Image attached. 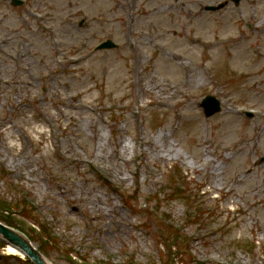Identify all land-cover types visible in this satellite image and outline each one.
Here are the masks:
<instances>
[{
	"label": "rangeland",
	"instance_id": "obj_1",
	"mask_svg": "<svg viewBox=\"0 0 264 264\" xmlns=\"http://www.w3.org/2000/svg\"><path fill=\"white\" fill-rule=\"evenodd\" d=\"M23 1L0 0V199L31 212L21 231L49 225L53 264H264V0ZM149 74L197 81L151 93Z\"/></svg>",
	"mask_w": 264,
	"mask_h": 264
},
{
	"label": "trees",
	"instance_id": "obj_2",
	"mask_svg": "<svg viewBox=\"0 0 264 264\" xmlns=\"http://www.w3.org/2000/svg\"><path fill=\"white\" fill-rule=\"evenodd\" d=\"M26 205L24 204V202H17V203H12L10 204L7 200H5V198H3V200L0 199V213L3 212L1 210H11V211H17L18 212V216L19 218H23V219H28V217L32 218L31 212H25L26 210ZM28 211V209L26 210ZM31 211V210H29ZM0 219L3 220L4 222H6L7 224L13 226V227H18V225L22 226V222L18 221L16 218H14L11 214L8 216H3L0 214ZM38 228H39V234L36 233V231L32 230V235L36 234L37 238L35 239L34 237H32V235L30 234L29 236L31 237V239L33 241H35L38 245H39V249L43 252V253H49L51 250H55L57 252H61V249L59 247L60 245V241L53 236V234H51L50 229L44 225L41 224L40 222H38ZM19 228V227H18ZM2 246V245H0ZM71 253V251H67V250H62L61 254H66L69 255ZM24 264H30L28 261L25 262Z\"/></svg>",
	"mask_w": 264,
	"mask_h": 264
},
{
	"label": "water",
	"instance_id": "obj_3",
	"mask_svg": "<svg viewBox=\"0 0 264 264\" xmlns=\"http://www.w3.org/2000/svg\"><path fill=\"white\" fill-rule=\"evenodd\" d=\"M114 44L112 42H107L103 44L100 49L112 48ZM210 101V98L206 100ZM220 110L219 103L216 102V106L213 110H208L207 115L210 116ZM0 239L5 242L17 247L26 256H28L34 264H49L43 256L33 247L31 242L19 232L8 228L0 223Z\"/></svg>",
	"mask_w": 264,
	"mask_h": 264
},
{
	"label": "bare ground",
	"instance_id": "obj_4",
	"mask_svg": "<svg viewBox=\"0 0 264 264\" xmlns=\"http://www.w3.org/2000/svg\"><path fill=\"white\" fill-rule=\"evenodd\" d=\"M170 59H173V58H170ZM144 78H145L143 80L144 88L146 89L147 92H151V93H153V91L155 89H159V92H164L165 90H169L171 93H173L174 91L185 90V87H189L187 85H190V84L194 83V81L195 82L197 81L196 78L185 80V76H184L182 85L180 84L181 87L175 88L172 86H167L168 88L162 89V86L160 85L159 81L153 75L149 74V75H146ZM161 136H162L161 139L164 140L165 135L162 133ZM149 143H151V142H149ZM164 148H166V147L164 146ZM7 251H8V254H10V255H17V256H20L21 258L25 257L22 252H20L18 249H16L15 247H13L11 245H8Z\"/></svg>",
	"mask_w": 264,
	"mask_h": 264
}]
</instances>
